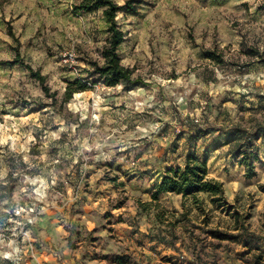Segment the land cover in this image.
Segmentation results:
<instances>
[{
  "label": "rangeland",
  "instance_id": "obj_1",
  "mask_svg": "<svg viewBox=\"0 0 264 264\" xmlns=\"http://www.w3.org/2000/svg\"><path fill=\"white\" fill-rule=\"evenodd\" d=\"M137 1L116 17L139 81L125 89L92 74L109 38L101 9L0 0V63L45 77L0 65V264H249L264 252V0ZM76 79L89 90L64 101ZM236 129L261 135L250 179L230 154ZM192 151L207 152L229 209L161 194L144 211Z\"/></svg>",
  "mask_w": 264,
  "mask_h": 264
},
{
  "label": "trees",
  "instance_id": "obj_2",
  "mask_svg": "<svg viewBox=\"0 0 264 264\" xmlns=\"http://www.w3.org/2000/svg\"><path fill=\"white\" fill-rule=\"evenodd\" d=\"M139 3L140 1L137 0H127L123 6H118L113 0H76L72 5L75 13L89 12L93 9L102 10L103 18L107 24L109 38L107 46L102 53L104 62L102 64L93 63L92 74L101 79L108 87L122 85L125 89H131L139 82L137 78L133 77V71L121 63L118 50L124 41V34L118 28L116 21L117 13L122 8H127L129 11L134 12ZM206 57L210 59L218 58L212 51H207ZM18 64L25 66L32 77L44 86L45 77L39 72L33 71L31 67L25 65L19 59L12 62L0 63V65L6 66ZM43 89L47 92V87H43ZM87 90H89L88 84L81 79L68 82L65 89L64 101H69L74 94ZM229 137L235 142L230 150V154L245 169L246 178L250 179L255 177L257 174L256 164L260 159V150L257 145V142L261 139L260 132L256 130L250 133L246 130L236 129L230 132ZM208 161L209 156L206 151L202 154H198L197 151L188 152L185 155V162L182 166L166 168L160 181L155 184L151 196L152 203H140V207L144 211H147L152 204L157 206L161 194H177L183 200L191 198L195 204L201 205L202 200L200 199V195L207 194L213 205L218 208L228 207L229 209L223 183L209 176ZM262 189H264V186ZM105 259L109 260L112 264L130 263L128 257L125 255L106 256ZM212 264L217 263L214 262ZM249 264H264V252L256 249L251 254Z\"/></svg>",
  "mask_w": 264,
  "mask_h": 264
},
{
  "label": "built area",
  "instance_id": "obj_3",
  "mask_svg": "<svg viewBox=\"0 0 264 264\" xmlns=\"http://www.w3.org/2000/svg\"><path fill=\"white\" fill-rule=\"evenodd\" d=\"M62 61L66 64L71 66L74 61L76 60V54L74 51H65L62 55H61Z\"/></svg>",
  "mask_w": 264,
  "mask_h": 264
},
{
  "label": "crops",
  "instance_id": "obj_4",
  "mask_svg": "<svg viewBox=\"0 0 264 264\" xmlns=\"http://www.w3.org/2000/svg\"><path fill=\"white\" fill-rule=\"evenodd\" d=\"M179 166H182V165H179ZM166 170V169H165ZM164 170V171H165ZM164 173V172H163ZM163 175V174H162ZM162 175L159 177V179L157 180V182L156 183H158L159 181H160V179H161V177H162ZM165 195V194H164Z\"/></svg>",
  "mask_w": 264,
  "mask_h": 264
}]
</instances>
